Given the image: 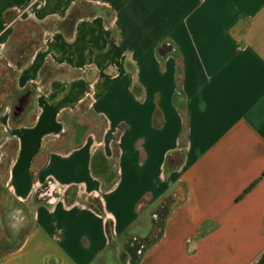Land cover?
<instances>
[{
    "label": "crops",
    "instance_id": "1",
    "mask_svg": "<svg viewBox=\"0 0 264 264\" xmlns=\"http://www.w3.org/2000/svg\"><path fill=\"white\" fill-rule=\"evenodd\" d=\"M23 23L44 26L8 93L34 85L30 103L15 120L0 106V162L14 144L0 206L22 232L0 264H93L106 218L120 238L143 213L145 236L166 197L162 235L136 264H264V0H0V67ZM81 107L106 124L76 144L62 115ZM184 127L182 161L165 171Z\"/></svg>",
    "mask_w": 264,
    "mask_h": 264
},
{
    "label": "trees",
    "instance_id": "2",
    "mask_svg": "<svg viewBox=\"0 0 264 264\" xmlns=\"http://www.w3.org/2000/svg\"><path fill=\"white\" fill-rule=\"evenodd\" d=\"M85 11H86V9H85ZM83 15H84V12H83L81 6L74 7V9L69 13V15L63 21H61L59 23L60 28L64 29L68 33L72 32V29H73L75 22ZM42 26H44V25L40 24V27H42ZM40 41H39V39L37 40V42L34 41L35 43H34L33 47H29V46L28 47L27 46L20 47L17 49V51H15L16 52L15 54L11 52L9 55H7V59H6L7 68H8L9 73L11 74V76L13 78H14L15 74L20 70V68L25 63H27L29 61V59L31 58V56L33 55L35 50L38 48ZM29 43H31V45H32V42H28V45H29ZM27 49L29 50V52L26 51ZM35 89H36V86L29 85L23 92L19 93L17 91H14L15 99H16V103H17L13 109V119L14 120L19 117V115L23 111V108L27 104L30 103L31 96H32L33 92L35 91ZM87 114L91 118L92 123L90 122V125L96 124L95 119H99V117L94 115L90 111H88ZM62 120H64L67 128L72 133L75 143L79 144L82 140V137L84 136V134H86L87 130L90 127L88 128L87 124H84V122H81L80 120L74 121L73 123L70 124L68 122L67 117H66V113H64L62 115ZM103 122H104V127H105L106 121L104 118H103ZM104 127H103V129H104ZM103 129L100 130L99 132H97L98 137L101 136ZM179 146H180V149L178 151L171 152L167 155L165 167H164L165 171H168L170 169H173V168L179 166V164L182 161L183 148L185 146V127L183 130V134H182ZM48 149H49V144L47 142L44 145L43 152L38 157V160L36 163L41 162V160L44 157L45 151H47ZM117 153H118V151L116 149L115 155H117ZM263 175H264V172H263L262 176ZM256 181H254L251 185H249L242 192V194L240 196L245 194L256 183ZM52 185L53 184L51 182L45 184L43 187H41L37 191V195L42 198L44 195H46L49 192ZM72 193L74 194L75 190L72 187H68L66 192H65V195H66V197H68ZM169 203H170V201L167 202V205ZM87 204L94 211H96L98 214L106 216L102 201L99 198H88ZM169 211H170V208L169 207L166 208V204L163 202L162 205L157 210H155L153 212L152 217H151V227H150L148 234L145 236H141V237H133L132 240H134V242L133 241L130 242L129 246L127 248L123 249L122 257H121L122 264H136L139 261L140 257L142 256V254L161 237L162 232H163L164 223H165V220L169 214ZM105 227H106V233H107L108 240H109L108 248L111 246H114L116 244V242H118V244H119V242H120L119 240L121 239V237L118 238L114 234L112 219L106 218ZM134 228L135 227L132 226L130 229H134ZM126 234H127V231H125L123 233V235H126ZM10 236L11 235L9 234V236L5 242L0 241V255L4 251H6L7 249L15 247L17 245L18 241L20 240V239H18L16 242L15 241L13 242V236H12V238ZM106 251H104L97 258V260H99L100 264H105L104 254Z\"/></svg>",
    "mask_w": 264,
    "mask_h": 264
},
{
    "label": "rangeland",
    "instance_id": "3",
    "mask_svg": "<svg viewBox=\"0 0 264 264\" xmlns=\"http://www.w3.org/2000/svg\"><path fill=\"white\" fill-rule=\"evenodd\" d=\"M23 25V26H22ZM17 24L16 25V30L14 32V35L12 37V40L10 42V45L8 46V53L7 55H9L11 52L12 53H16L15 51H17L18 48L20 47H24V46H29V47H33L34 46V41L37 42V40L39 39V41L41 40V30L39 31L38 27H33L30 23H23V24ZM22 29H25L26 31L28 30L29 32L31 31L32 33V38L31 39H27L26 37H23L22 35ZM28 42H32L29 43ZM26 51L29 52V50L27 49ZM6 55V57H7ZM47 71V70H46ZM13 84V77L11 76V74L9 73L8 68L6 67H0V106L3 105V107L5 106V104H9L10 106L13 105L12 110L14 109V106L17 104L16 103V99L13 101H10L9 97H8V93L10 91L11 88H13L12 86ZM2 108V107H1ZM83 111V107H81L80 109H78V111L76 112H70L66 114V117L68 119V122L71 124L74 121L80 120L81 122H84V124H87V127H90V120L87 117L84 118H80V114ZM96 120V126H92L91 128L95 131V132H99L100 130L103 129L104 127V122L103 119H95ZM89 130V129H88ZM14 150V144L13 142H11L10 144H8V150H7V155L3 158L2 162H0V170H4L5 167L7 166L8 163V159L9 157L12 155V152ZM4 195H6V192H2ZM185 194V188L181 187L180 188V196L179 198L175 199L176 201H180ZM170 197H166L162 200V202L160 203V205L158 206V208L162 205V203L164 202L166 204V208H170L174 205L172 198ZM170 201V203L167 205V202ZM157 208V209H158ZM141 216L139 217V219L136 221L135 225H134V229H128L127 234L122 236L121 239L119 240V244L118 242H116V244L114 246H111L107 249V251L104 254V258L107 261L106 264H122V252L123 249L127 248L129 246L130 242H134L133 237H141L140 234L136 233V231H138L139 226H143V224L145 223V216L143 213L140 214ZM3 216V218H2ZM13 216V212L10 210H5L3 208V206H0V232L2 231V226H1V221H4V223L6 225H8L9 229H10V235L13 236V242L17 241L20 236H21V230L19 229H13L14 227L11 224V218ZM16 226V225H15ZM146 229L141 230L142 233H145ZM140 231V230H139ZM145 231V232H144ZM12 238V237H11ZM122 244L123 249H121L120 251V245ZM119 245V246H118ZM121 247V248H122ZM93 264H100L99 260L95 261Z\"/></svg>",
    "mask_w": 264,
    "mask_h": 264
},
{
    "label": "built area",
    "instance_id": "4",
    "mask_svg": "<svg viewBox=\"0 0 264 264\" xmlns=\"http://www.w3.org/2000/svg\"><path fill=\"white\" fill-rule=\"evenodd\" d=\"M46 36H47V38H51L52 34L50 32H46Z\"/></svg>",
    "mask_w": 264,
    "mask_h": 264
},
{
    "label": "water",
    "instance_id": "5",
    "mask_svg": "<svg viewBox=\"0 0 264 264\" xmlns=\"http://www.w3.org/2000/svg\"><path fill=\"white\" fill-rule=\"evenodd\" d=\"M48 194H49V195L52 194V188L49 190ZM50 200H51V199H50ZM52 200H53V199H52ZM53 201H54V200H53Z\"/></svg>",
    "mask_w": 264,
    "mask_h": 264
}]
</instances>
